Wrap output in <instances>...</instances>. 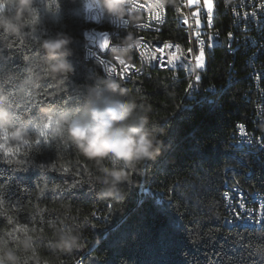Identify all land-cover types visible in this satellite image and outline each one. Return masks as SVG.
Here are the masks:
<instances>
[{"label": "trees", "instance_id": "1", "mask_svg": "<svg viewBox=\"0 0 264 264\" xmlns=\"http://www.w3.org/2000/svg\"><path fill=\"white\" fill-rule=\"evenodd\" d=\"M174 2L181 5L180 0ZM216 5H222V0H216ZM16 8V0L0 5V19L28 25L19 34L0 28V95L4 97L0 106L10 109L15 126H26L31 135L26 144L11 137L0 142V151L18 149L13 158L21 161L8 162L0 154V235L3 229L12 231L16 223L26 225L28 231H16L15 240L4 236L0 241H7L16 251L18 264H74L80 258L84 264H249L244 258L249 243L264 257V247L253 235L255 226L225 225L222 219L212 218L216 211L226 218L223 192L233 179L250 191L264 192V160L260 154L251 146L238 151L230 146L235 143L236 124L250 118V103L243 98L248 83L241 67L245 55L240 52L234 58L231 54L230 59L224 46L215 49L214 57L209 54L200 86L214 85L217 91L207 94L203 101L193 100L191 95L185 97L189 81L184 72L178 71L180 83L174 85L172 77L176 73L171 68L148 69L128 82L118 80L129 90L128 98L151 105L152 127L163 129V143L160 153L133 170L130 182L121 185L125 194L102 198L99 193L103 186L98 179L103 175L102 168L123 165L117 161L98 165L84 157L66 135H52L51 130L50 142L45 143L38 129L47 122L45 109L76 112L83 107L89 87L102 86L109 79L98 62L86 59L85 33L92 28L112 30L110 14L103 8L104 18L99 25L88 18L85 0H36L34 14L25 12L17 21ZM35 16L38 19L34 24ZM221 20L226 23L228 19L224 8L217 6L218 27ZM178 29V16L170 8L162 36L187 46L185 32ZM224 29L227 27L221 26V33ZM132 31L130 26L117 42ZM60 33L72 39L68 59L74 72L39 83L38 77H49L41 49L43 40ZM140 33L135 30V35ZM25 55L31 57L29 62ZM127 59L131 61V56ZM29 76L33 82L25 85ZM49 86L54 96L38 97ZM183 96L191 99L185 111L180 110ZM38 139L42 142L37 145ZM226 166L234 169L228 183L221 175ZM65 168L69 169L67 174L63 173ZM75 172H81L83 184L72 189L70 185L77 181ZM89 180L94 195L88 193ZM142 182L154 192L170 193L172 207L163 211L142 197ZM107 203L112 205L110 210ZM177 216L185 225L198 222L196 230L202 235L195 248L175 233L173 221ZM59 232L78 235L82 250L58 248ZM26 236L32 239L28 250L19 243ZM177 239L180 242L174 243Z\"/></svg>", "mask_w": 264, "mask_h": 264}, {"label": "clouds", "instance_id": "2", "mask_svg": "<svg viewBox=\"0 0 264 264\" xmlns=\"http://www.w3.org/2000/svg\"><path fill=\"white\" fill-rule=\"evenodd\" d=\"M7 0H0L3 5ZM99 3L104 10L117 17L127 14V0H91ZM165 3L175 4L174 0ZM15 19H23L25 12L34 14L36 0H16ZM88 4L86 3V7ZM27 24H14L11 19H0V28L9 33L19 34ZM72 39L66 34H57L55 38L44 39L41 49L44 52L46 72L51 78L66 77L74 72V66L68 59L72 53ZM140 39L129 32L119 45L111 46L113 56L128 58ZM39 83L44 76L37 78ZM33 77L25 79V85L32 83ZM63 82L62 80L60 81ZM129 90L121 87L116 79H108L104 84L91 86L85 96L84 105L76 112L60 111L55 108L45 109L47 117L44 131L51 130L52 135H66L84 157L102 165L104 161L120 162L122 167H103L102 184L99 195L102 198H116L125 194L121 185L130 182L131 172L144 162L154 159L160 153L164 135L163 129L153 130L149 104H138L136 99L128 98ZM4 97L0 95V101ZM0 134L7 140L28 143L31 135L26 126L16 127L13 112L0 106ZM43 134V133H42ZM56 246L64 251H73L80 247V237L75 234L59 232ZM19 243L25 250L32 248L31 237L26 236ZM20 257L8 246L7 241H0V264H18Z\"/></svg>", "mask_w": 264, "mask_h": 264}, {"label": "snow or ice", "instance_id": "3", "mask_svg": "<svg viewBox=\"0 0 264 264\" xmlns=\"http://www.w3.org/2000/svg\"><path fill=\"white\" fill-rule=\"evenodd\" d=\"M216 0H185V3L180 5L179 7L177 4L172 3H165L162 9H158V13H163V15H157V21L163 20L164 23H167L168 11L171 8L175 14L178 16V24L179 29L185 32L186 36V43L190 45L186 49V54L184 56H175L170 55V58L165 60L163 56H161L158 60L155 61L156 67L160 70L167 71L169 68L176 74L173 75L172 80L175 84L180 83L178 77V71L183 70L185 72V80L189 81L187 88L185 89V97L192 95L195 91L198 90V86L201 81L202 73L206 70V65L208 61V56L211 54L214 57L215 48L220 43L219 35L213 34L211 31L215 28L213 19H214V11H215ZM247 15V13H245ZM191 18V19H190ZM37 17L35 16L33 19V23L37 22ZM136 29L141 28L142 25L135 24ZM162 27V26H161ZM135 30L132 33L135 35ZM147 30L152 31H159L160 28H149ZM218 32V30L216 31ZM215 32V33H216ZM228 39L231 41L234 39V33L229 32ZM139 39H143L142 37H138ZM206 38V39H205ZM23 44V42H20ZM103 49H108L111 47V42L109 39H105L101 45ZM143 45L138 48H134L132 51L141 59L140 57V50L142 49ZM182 46L178 43H163L158 45L160 52H164L167 49H178ZM207 49V51H206ZM25 61L29 62L31 59L30 56H24ZM121 69L120 73H117L116 67L112 64V60L109 62L107 66V76H112L113 78L120 80L122 82L131 81L133 74L139 75L140 68H137L132 65H128L126 62L121 64L119 60H117ZM50 79V77L45 76V80ZM49 87L43 88L38 94V97H51L54 96L52 91H49ZM255 119L257 125L264 124V106L256 105L255 107ZM181 111L186 110L185 105L180 106ZM46 123V122H45ZM236 140L234 144H231V147H235L237 149L242 150L244 147L243 142L239 139L241 135L247 136V125H241V123L236 124ZM259 129V128H258ZM39 137L43 138V142L49 143V134L48 132L44 131V124L42 127H39ZM43 133V134H42ZM255 137L256 143L261 146H264V135L256 136L255 130L251 134ZM4 136L0 134V142L4 141ZM41 139L36 141L37 145L41 144ZM18 149L12 148L11 151H0L8 162H15L21 163L19 159H14L13 157L16 156L18 153ZM55 169V166H52ZM234 171L231 166H226L221 169V175L223 177V182L228 183V176L229 173ZM69 169H63V173H68ZM77 177V181L70 185V188L76 189L78 188L83 182L79 179L81 176V172L73 173ZM195 178V177H194ZM203 180V177L200 178ZM232 184L234 186L231 187V192L227 189L223 192V199H224V209L226 210V214L230 218H224L220 216L219 211H216L212 218L213 219H222L225 225L235 223V221L239 220L245 222L246 225L255 226L252 228L253 235H255L258 240L257 243L260 247H264V203L257 202L255 197L250 198L249 200L245 199L246 192L243 188H241L238 182L233 179ZM88 185V193L90 195H94L95 189L93 187V182L89 180L87 182ZM195 187V185H193ZM58 188V187H57ZM140 193L142 197L145 199L152 200L153 204L160 210L167 211L169 208L172 207V201L168 199L170 193H163V192H154L151 187L142 186L140 188ZM235 194L234 196L232 194ZM3 199L0 198V201ZM249 203H255L256 207H249ZM107 208L110 210L112 205L111 203H107ZM95 216L96 213H93ZM8 224H13V221L9 218L2 217ZM197 223H189L185 225L183 221L180 219L179 216L175 218L173 221V229L177 236L183 235L184 239L187 240V243L192 245L194 248L195 246L200 243L198 237L202 234L199 233L197 229ZM16 231L25 232L28 231L26 225L21 226L16 223L13 227L12 231H8L7 229H3V235H0V238H4L7 236L9 239H17L18 236H15L14 233ZM8 239V240H9ZM174 243H179L180 241L174 240ZM248 251L244 253V258H246L249 264H264V257H261L257 254L253 245L246 244ZM77 250H82V246L77 248ZM74 264H83V258L77 259L74 261Z\"/></svg>", "mask_w": 264, "mask_h": 264}, {"label": "built area", "instance_id": "4", "mask_svg": "<svg viewBox=\"0 0 264 264\" xmlns=\"http://www.w3.org/2000/svg\"><path fill=\"white\" fill-rule=\"evenodd\" d=\"M86 3L90 4V9H92V11H98V7L92 6L91 0H85V4ZM127 3V14H122V16L119 17L117 29H115V33H112V38L109 40L111 42V46L119 45L120 43L117 42L116 39L122 36V32H124L130 26L135 30V24L142 25L141 28L136 29L137 31L142 32L137 35L138 37L143 38L142 40L140 39L139 44V46L141 45V43L143 45L142 49L140 50V57H142V61L135 54V52L132 51V55H130L131 63H127L128 65L135 66L137 68H140L141 70L139 75L133 74V76H140L144 74L148 69L160 70L154 65L155 61L158 60L161 56H163V58L167 60L170 58V55L184 56L186 54L185 44L179 43V40L177 39L167 40L162 36L163 22L162 20L157 21V15L162 16V13H158L157 11L158 9H162L161 4H159V0H127ZM184 3L185 0H180L181 5ZM217 6L220 8H225V15L228 19L226 23L225 21L221 20V25L219 27L217 26L216 21ZM245 13H247V15H245ZM213 16V23L215 28L211 31L213 32V34L219 35L220 41H225V53L230 57V59L231 50L233 49H242L243 51H249V58H244V63L241 64V67H243V74L248 75L247 89L243 94V98L248 103H250V118L245 122H239L242 126L245 124L247 125L248 132L247 136L241 135L239 139L241 140V142H243L244 146H251V148L256 150L257 153L260 154L261 159L264 160V146L256 143L255 137L251 135L254 130L257 137L264 135V124L257 125L255 119L256 105L264 106V77H262V69H264V0H222V5H215ZM221 26H229V32L234 33L233 40L230 41L228 39V33H221ZM149 28H160L161 30L157 31V36H150V30H147ZM217 30L218 32H216ZM93 35L94 34H88V37L86 38V59L98 62L102 68L104 75L109 79H115L112 76L106 75L107 66L112 60V64L116 67L117 73H120L121 69L117 60H119L121 64H124L123 59L118 58V56H113L110 51L111 47H109L108 49H103L100 45V47H97V49H89L88 38ZM163 43H178L182 47L178 49L166 48L162 53L160 52L158 45H161ZM179 71L184 72L183 70ZM216 91L217 88L214 85H208L204 88L199 84L198 90L191 95V99L197 100V98H199L200 101H203L205 100L207 94H213ZM191 99H184L183 96L180 106L182 104L185 106H191V104H189V100ZM235 140L236 131L234 134V142ZM235 151H238V149L235 148ZM246 166L250 169L249 171H252V167L249 166L248 162H246ZM238 184L245 190L246 200L255 197L257 202L264 203V192H253L243 187L239 182ZM232 186L234 185L232 184L227 187V190L229 192H231ZM232 195L234 196L235 194L233 193ZM249 207L254 208L256 207V204L249 203ZM226 218L230 217L226 216ZM235 223L245 222L237 220L235 221Z\"/></svg>", "mask_w": 264, "mask_h": 264}, {"label": "bare ground", "instance_id": "5", "mask_svg": "<svg viewBox=\"0 0 264 264\" xmlns=\"http://www.w3.org/2000/svg\"><path fill=\"white\" fill-rule=\"evenodd\" d=\"M159 4H161V8L164 7V4L160 0H159ZM92 6L98 7V11L99 12L98 11H92V9H90V4H88V6H87V16H88V18L91 21H94V22L98 23V20H99V23L101 24L103 22V18H104L103 7L99 3L92 4ZM224 11H225V8H224ZM162 15H163V13H162ZM118 22H119V17H117L115 15H110V23H111V26H112V30H110V31H108V30L102 31V30H98L96 28H92V29L87 30L86 33H85V37L86 38L88 37V34H94L93 36H90V38H88L89 49H97V47H100V45H102V43H103V41L105 39H111L112 38V33H115V29H117ZM162 22H163V26H164L166 23H164L163 20H162ZM226 27H227V29L226 30L224 29L222 33H229V26H226ZM151 35L156 36L157 35V31L150 30V36ZM189 46L190 45H188V44H187V46L185 45V50ZM219 46H224L225 47V41H220V43L217 45V47H219ZM240 52H242V54L245 55V58H249V51H243L242 49H233V50H231V54H232V56L234 58ZM125 62L126 63H131L130 60L123 59V63H125ZM262 77H264V70L263 69H262Z\"/></svg>", "mask_w": 264, "mask_h": 264}, {"label": "rangeland", "instance_id": "6", "mask_svg": "<svg viewBox=\"0 0 264 264\" xmlns=\"http://www.w3.org/2000/svg\"><path fill=\"white\" fill-rule=\"evenodd\" d=\"M211 2V1H210Z\"/></svg>", "mask_w": 264, "mask_h": 264}]
</instances>
